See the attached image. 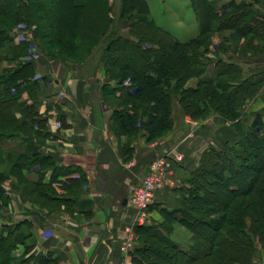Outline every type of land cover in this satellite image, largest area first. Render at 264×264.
Masks as SVG:
<instances>
[{
  "label": "trees",
  "instance_id": "obj_1",
  "mask_svg": "<svg viewBox=\"0 0 264 264\" xmlns=\"http://www.w3.org/2000/svg\"><path fill=\"white\" fill-rule=\"evenodd\" d=\"M221 1L189 0L198 32L180 41L150 19L146 0H120L119 18L128 30L114 32L103 49L107 82L101 98L111 109V131L124 139L119 145L124 161L138 136L151 143L170 131L173 100L192 120L213 116L229 123L235 137L204 151L184 179L181 199L159 210L160 222L135 227L132 264H264V111L249 124L242 120L244 106L262 89L264 77L246 76L239 64L223 58L232 47L243 55L264 53V0ZM111 8L109 0H0V150L13 170L0 171V212L9 203L4 183L10 178L31 206L48 212L74 203L84 181L83 175L70 180L62 197L53 190L60 176L77 169L57 168L35 146L51 133L47 117L36 108L35 67L18 62L28 55L29 43H17L14 31L24 26L50 59L82 64L113 24ZM219 33L221 43L212 51V37ZM210 67L215 70L211 77ZM193 78L195 87L187 85ZM15 141L14 148H4ZM34 168L40 176L33 183L26 173ZM176 227L190 234L185 248L172 239ZM31 229L29 220L0 221V264L16 261L19 247L22 257L29 255L18 259L21 264L35 259Z\"/></svg>",
  "mask_w": 264,
  "mask_h": 264
},
{
  "label": "crops",
  "instance_id": "obj_2",
  "mask_svg": "<svg viewBox=\"0 0 264 264\" xmlns=\"http://www.w3.org/2000/svg\"><path fill=\"white\" fill-rule=\"evenodd\" d=\"M188 3L190 6L189 0ZM147 5L149 8L148 2ZM123 23L122 32H126L128 24ZM177 24L183 26L181 21ZM196 24L195 19L185 27L186 35L194 32L188 39L196 36ZM234 56L226 53L223 58L239 64L246 76L264 77V53ZM34 67L40 85L36 108L39 114L48 115L47 129L51 133L50 138L36 140L35 146L57 168L77 169L60 176V185L54 183L53 190L62 197L66 195L65 188L70 180L80 179L83 175L84 181L72 199L74 203L67 209L61 206L48 212L39 205L31 206L29 199L16 188V180L10 178L4 183L9 203L0 212L6 217L2 221L25 219L31 222L35 239L31 254L35 259L27 264H132L130 253L134 246L135 227L140 225L130 198L152 160L159 157L170 159V183L156 192L145 225L161 221L159 210L170 209L181 199L180 189L185 185V176L198 166L204 151L214 146L217 140V143L229 140L231 135L218 134L219 130L216 131L209 121L194 125L179 114L180 119H173V128L166 136L151 143L138 136L131 144L133 153L130 159L124 161L119 152L120 142L124 139L116 138L111 131V109L105 106L100 94L102 85L107 82L102 66L87 72L85 63L50 59L40 54ZM214 73L210 67L208 76ZM262 110L264 86L244 106L242 120L249 124ZM224 125L223 132H231L229 125ZM17 142L4 143V148H14ZM174 156H180L181 161H175ZM51 173V169L45 172V181ZM39 176L38 168L26 173L27 179L33 183L39 180ZM129 237L133 239V245L127 250L124 246ZM22 253L23 249L19 247L14 253L17 260L12 264H21L18 259L29 256L22 257Z\"/></svg>",
  "mask_w": 264,
  "mask_h": 264
},
{
  "label": "rangeland",
  "instance_id": "obj_3",
  "mask_svg": "<svg viewBox=\"0 0 264 264\" xmlns=\"http://www.w3.org/2000/svg\"><path fill=\"white\" fill-rule=\"evenodd\" d=\"M109 1L111 4V7H112L111 8V15H112V18L114 19L113 24L111 25L109 31L107 32V34L103 38V40L94 49V52L95 51L96 52L93 55V57L91 59H89L90 58L89 57L88 58L89 61H87L88 59L86 60L87 62L84 61L85 66L87 68V72L89 69L95 68L96 66L98 67V65L102 66V70H103V63L100 61V59L102 56L103 49L107 45L108 39L113 37L116 32H118L122 35L127 32V30H126V32H122V28H123L122 24H124L123 23L124 20L119 18L120 0H109ZM147 2L149 3V8H150L149 9L150 19H152L157 26H159L165 30L170 31L180 41H186V39H188V37H190V35H194V32H193V34H190V32L187 35L185 34V30H186L185 27L186 26L189 27L190 23L195 21L193 14H192V11L190 10L191 8L189 6L188 0H147ZM221 2H227V0H223ZM179 21L183 22L182 27L178 26L177 23ZM124 22H126V21H124ZM127 29H128V27H127ZM196 29H197V24H196ZM13 34H14V40H16L17 43H20L23 41L29 43L28 55L26 57H24L23 59H20V61H18V62L19 63L20 62H31L34 65V61H36L38 56L40 54L44 55L43 49L40 47V45L36 41H34L32 39L31 34L28 32V30L24 26L20 25V27H18V29H16ZM221 37H222V35L220 33L213 35V37H212V44L213 45L211 47L212 51L215 50L216 47L221 43L220 42ZM238 48L239 47L229 48L226 53L232 54L233 56L235 55L234 57H240L243 54L239 51ZM118 52L123 53V55L125 54L124 50H123V52H122V50H119ZM116 53H117V51H115L112 54L115 55ZM246 55H248V54H246ZM229 56H231V55H229ZM211 58H212V56H211ZM65 60H67V59H65ZM68 61H70V60H68ZM122 61H123V64H126L125 63L126 60L124 59V56L122 57ZM84 63H82V64H84ZM3 65L5 67L11 66L8 63H5ZM103 76L107 81V78L105 77L104 72H103ZM35 78L37 79L36 73H35ZM127 83H128V81L126 80L125 84H127ZM196 84H197V80L194 78L187 82V85L193 86V87H195ZM100 94H101V92H100ZM23 98L25 100L27 99L26 94H23ZM179 114L186 117L188 119V121L192 124L203 123V122L209 121V123L214 124V128L216 131L219 130L218 134L221 133V135H222V134L228 133L231 135L230 139L235 138L233 136V131L223 132L222 129H224V127L226 128V126L221 123V120H219V118L210 116L208 118L203 119L202 121L192 120L189 117L184 115V113L182 112L177 101L173 100L171 103V117L173 119L177 120V118H179ZM40 116L47 117V119L49 118L46 113L40 114ZM227 125L230 126L229 123H227ZM172 128H173V124H172L170 131L172 130ZM170 131L166 132L162 137L166 136ZM162 137H160V138H162ZM214 141H216V140H214ZM217 141H219V140H217ZM217 141H216L215 145L220 143V142L217 143ZM0 171L1 172H7V173L10 171H13V170H11L10 165L4 159V156L2 155L1 150H0ZM263 176H264V174H263ZM33 195H34L35 199L38 201V203L43 202V201H41L42 198H39L38 196L36 197V194L34 192H33ZM25 211H26V213H29V210L25 209ZM5 218L6 217H4V215L0 214V221H2V219L4 220ZM7 219H10L9 216L7 217ZM189 236H190V234L185 229L180 228V227H176V231L173 233L172 239L174 241H176L178 244H180V246L182 248H185L186 245L189 244V242H188Z\"/></svg>",
  "mask_w": 264,
  "mask_h": 264
},
{
  "label": "built area",
  "instance_id": "obj_4",
  "mask_svg": "<svg viewBox=\"0 0 264 264\" xmlns=\"http://www.w3.org/2000/svg\"><path fill=\"white\" fill-rule=\"evenodd\" d=\"M173 159H175V161H181L180 156H174ZM169 160L170 159L165 157L152 160L141 182L133 188L130 202L137 212V223L140 226L146 223L149 208L153 204L156 192L170 183ZM132 245L133 239L129 237L125 243L124 249L126 248L128 250Z\"/></svg>",
  "mask_w": 264,
  "mask_h": 264
}]
</instances>
